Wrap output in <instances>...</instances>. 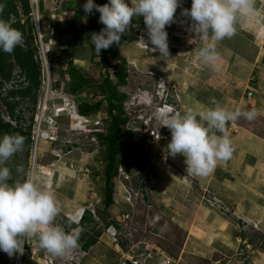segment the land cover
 I'll return each instance as SVG.
<instances>
[{
  "label": "rangeland",
  "instance_id": "rangeland-1",
  "mask_svg": "<svg viewBox=\"0 0 264 264\" xmlns=\"http://www.w3.org/2000/svg\"><path fill=\"white\" fill-rule=\"evenodd\" d=\"M58 1L61 0L51 1L49 5L54 8V12L56 11L54 15L60 19L64 16V7L62 4L58 6ZM260 1L261 0H252V3L254 2L258 4ZM257 4L254 6V11L258 9V7H261ZM254 11L248 15H238L235 27L239 26L241 29L251 31V33L255 31V35L258 36L256 42L260 44V48L263 50L264 12H258L257 14ZM96 15H94L93 23H95V28L97 30L95 29L92 33H98L100 31ZM46 16L49 15L47 14ZM176 19L179 20L174 14V22L166 27L167 33L172 32L177 28V23L175 22ZM239 23L241 25H239ZM136 28L137 25L134 29ZM186 38L189 40L186 47L188 52L192 47V42L195 44L197 50L198 47L204 46L203 41L197 39L191 31L189 32V36L185 34L181 35L180 33L179 37H176V40L174 38V42L171 44L175 47L173 48L172 46L171 48L169 46L170 51L173 52L171 55L172 60L175 61L176 58L179 56L181 57V55L186 52V50L183 51L176 47L177 45L181 46L183 43L179 41ZM84 39L85 38H83L82 41H79L78 44L72 45L74 44L72 41H62L60 38H57L56 45H53L55 54L49 58L50 67L53 73L58 72L60 74V71L62 70L61 62H64V64H66V66H64L65 68L72 65L83 73L87 83L77 95L82 100L89 103H95L97 101H100L101 103L99 110L90 115L89 120L91 119V121H89V124L91 126H89V128L91 127L90 129L94 130L95 128H92L94 127L92 125L93 121L95 119H100L102 120L101 125L103 124L102 128L104 129V132H106L105 120H107L108 117L105 111L106 103L102 99V95L98 92V85L102 82L105 75H109L112 79V83L115 84L116 79L114 76H111V71L114 70L111 68L109 74V72L106 70L104 71L99 64L98 57L93 58V60L90 58L91 50L89 45L92 43L91 37L85 39L86 41ZM138 43L140 44L138 46H140L143 51L129 46L123 47L120 45L116 46L115 51L126 61L129 59L133 60V52L137 53L139 56L138 59L136 58L133 60L134 64L127 62L125 66L127 74L126 84L124 86H118L117 90L127 93V98L123 102V111L124 116L127 117V123L123 127L134 134L133 141H135V144L130 146L129 150L131 156L136 158L137 165L127 172L130 175L129 179L131 180L132 187L136 188L139 184L142 186L143 197L139 195L138 198L134 199V197L129 198L128 193L127 196L124 195L123 184L128 185L129 182L123 175L121 177L117 175L114 178L116 181V189L114 188L113 199L118 201V203L115 204L113 214H111L109 210L112 209L115 201L112 206L105 210L104 215H100L105 195L103 173L106 158L104 146L100 143L96 145L91 138H85L81 132L77 133L74 131L73 133H69L71 130H69V123L66 118L61 119L59 122V130L62 139V142L56 145V148L61 147L59 151L53 149V147L50 146L51 144L42 134H36L34 129L31 131V137L34 138L33 143L29 146L24 144L22 149L10 157L3 165L11 170V179L8 183L11 184L25 179L26 173H34L35 181L44 190L52 192L56 197L59 212L55 217L54 224L63 227L64 230H66V228L67 230H70L72 224H75L78 221L80 214L85 210L86 206L92 205L90 210L91 213L96 214V219L93 215L91 216L88 214L89 218L83 225V233L79 236V245H84L85 241L88 240L89 236L94 234L96 230H103L102 227L104 226L99 223L100 220L102 223L107 224L109 219H118L114 220L113 223H117L116 226H114L117 229V234L119 233V236H117V242L122 245L119 247V251L121 250V252L126 253L128 250H133L132 247H134L132 253L136 255L139 254V252H143V254L145 252H150V259L144 260L146 255H144V259L139 257V259L143 261L139 264H156L157 260L159 261V264H264V212L261 214V217L263 218L254 221L255 218L241 216L240 213L242 211H239L237 208H235L236 210L234 207L227 209L217 208L214 205V199L217 198L206 191L203 196L204 198L206 197L209 205L211 207H216L220 212L230 216L237 224H239L238 230L244 233L246 239L249 240L247 242L250 243V248H247V251L244 250L245 246L241 240L238 241L236 250L230 249L226 252L224 248L217 251H213V249L210 248L212 250L210 251L209 246H206L205 241L201 243L198 240L196 241V238L188 240V236L186 237L184 229L178 226V222L175 220L174 222L172 220L170 222L166 216H163V214L156 209L155 204L152 203L151 192L148 188L149 186L152 188V184L154 183L155 185L156 183L152 181V179L160 177V172L158 171L162 169L161 167H164L167 163L174 164L176 158L167 155V144L171 139V134L167 128L162 126L161 120L155 113L156 106L161 104V101L157 98V89H160V95L164 97L167 95V99L170 103L174 104L175 102L171 101L173 100L179 105L178 96L183 93L189 95L188 90L190 87L188 88V85L183 82L176 83V77L178 74L176 77H174V75L175 73H180L182 71L172 69L171 71H167V75H164L162 74L163 71L160 69L161 64L159 61H155L153 58H147V64L142 62V53H152L146 52L149 49L147 43L143 41L141 42V40ZM62 50L64 51L63 53L61 52ZM78 54L81 56H78ZM59 56L61 58L56 60V57ZM150 56H158V54L153 53ZM78 57L83 59H80V61L77 59ZM108 57H111V55ZM158 58L161 59L160 56H158ZM82 60L85 61L82 62ZM119 61L120 58L111 59L113 64L119 63ZM170 64L171 67H175L173 66V61ZM59 77L61 78L60 84L63 82L61 86L66 90L69 77L66 73L63 76L59 75ZM161 80H165V82L159 86L158 83ZM17 82H19L18 72H14V78L12 81L3 85V92L7 93V91L11 89L9 86H13ZM39 86H41V80ZM166 87L169 88L167 89ZM161 88L164 92L161 91ZM3 96L0 95V113L5 119L8 115L5 107L6 104L1 100V97ZM16 100L18 101V98ZM16 106V113H19L28 123V118L35 113V106H33V103L30 100H23ZM141 114H143V116ZM26 121L23 123H26ZM73 128H75V126H73ZM150 132L154 133L151 134ZM37 135L39 138L36 141ZM3 136L4 135L0 134V137ZM65 141L67 144H64ZM70 144H73V147H70ZM18 168L23 169V171L18 172ZM68 179L71 181L75 180V184L76 181H79L80 185L82 183L88 185L85 193L83 195L80 194L79 197L77 196L73 203L66 201L62 194V190L60 189L63 188V185H68ZM258 183L259 186L256 187L255 190L258 191V188L261 190L259 192L264 200V181H259ZM86 191L90 192L88 196ZM149 196L151 197L149 198ZM252 200V202H260V200ZM130 202H136L137 204L135 203L136 205L132 207L129 205ZM252 211L254 213L256 212L255 209H252ZM110 216H112V218H110ZM257 220H259V222H257ZM252 221L257 223L258 228L253 226ZM192 229H196V227H190L188 228V231L195 233ZM78 230H80V226L73 231ZM210 232L213 233V231ZM111 237L112 236L109 235V233L106 235L105 232L102 239L97 238L98 240L95 245L91 246L85 254L78 250L77 257L80 254L85 258H92V262L95 264H121V262L125 261V258L115 251ZM206 239L208 241L210 240L209 234ZM34 248L37 249V255L43 256L41 259L36 257V263L45 264L49 258L47 255L50 253L46 250L40 249L35 238H29L25 241L23 255L17 254L10 258L6 253L0 251V264H19L21 258L24 259L23 264H29L30 261L28 255H31L33 251L32 249ZM53 264H63L62 257L61 260H58L56 257Z\"/></svg>",
  "mask_w": 264,
  "mask_h": 264
},
{
  "label": "clouds",
  "instance_id": "clouds-1",
  "mask_svg": "<svg viewBox=\"0 0 264 264\" xmlns=\"http://www.w3.org/2000/svg\"><path fill=\"white\" fill-rule=\"evenodd\" d=\"M177 7L178 0H130V3L126 2V0H108L103 5L94 3V0H86L82 6L85 22L87 17L92 15L93 10H95V12L99 13V23L104 26L98 33L93 32L91 35V42L98 57L101 54V50H106L113 44L120 43L121 36L132 24L133 17H142L148 41L153 46L150 50L158 52L160 57L165 59H168L170 55L168 33L165 28L174 22V14ZM3 8L4 5L0 4V12L3 11ZM253 11L252 0H191V7L189 9H182V15L190 19V28L194 36L206 42L197 51L200 61L205 65H213L217 59V43L225 38H231L235 34V24L238 15H248ZM188 19L183 18L177 24ZM57 20L58 17L55 21ZM54 22H52V26ZM135 27L133 26V28ZM135 30L139 31V28L137 27ZM22 41V33L3 19H0V51L12 54L14 49L18 45H21ZM53 54H55V50L52 52L51 57ZM111 72V76H114L113 71ZM164 82V80L159 81V86ZM20 83L23 84L21 81ZM162 88L161 91L164 92ZM166 88L168 89L169 87ZM159 91L160 89H157V98L161 101L159 106H162L166 102L172 108H168L159 114L157 113V108L155 111L161 120L162 126L167 128L171 134V139L167 144V155L172 158H175L177 155L183 156L187 172L195 176H207L214 171L218 161L226 162L231 158L233 146L226 132V124L228 122L236 121L240 118H244L249 122L257 119L255 110L241 111L237 109L235 111H228L218 105L207 109L203 113H197L190 108L183 115H180L178 114L179 111L173 106V103H170L167 99V95L165 96L166 101H164L165 97L160 95ZM6 95L7 93L3 97L6 98ZM73 95L75 97L78 96L77 94ZM78 99L80 101L81 98L78 96L76 99L79 104ZM212 103L216 104L217 102L213 99ZM172 111H174V114H171ZM78 115L89 119L91 114L82 115L78 111ZM198 116L202 117L203 122L197 118ZM63 118L65 117L61 119ZM66 119L69 123V119L67 117ZM4 120L7 121L6 119ZM95 120L92 124L94 126L92 128L95 129H90L89 132H81V134L85 138H96V141H92L97 145L99 143L97 134L104 133V129L102 128L103 124L101 125L102 120L99 119L100 123L97 125L94 123ZM89 121L91 119L88 120L87 125L91 126ZM74 131L80 133L78 132L80 131L78 127L73 128L69 133H73ZM216 133H220L221 135H217ZM59 137L54 142L47 140L51 144L50 146L58 151L61 147L56 148V145L62 142L60 130ZM24 141L25 138L20 134H6L0 137V251L6 253L10 258L17 254L23 255L25 241L29 238H35L39 248L50 253L47 256L53 257V263L56 257L58 260H61L62 257L63 264H79L83 256L79 254L77 257L78 250L85 254L91 246L95 245L98 240L97 238H101L106 232V235L109 233L112 236L113 248L117 253L121 254L122 257L131 254L134 251V247H132L133 250L130 248L131 251L128 250L126 253L121 252V250L119 251V247L122 245L117 242L119 233L117 234V229L114 227L117 223H113L114 220L118 219H109L111 222L108 221L107 224L102 223L100 220L99 223L104 226L102 227L103 230H96V232L101 231L98 232L99 235L96 238V242L87 250H84L78 244L79 232L84 229L81 220L84 216L89 218L88 214L93 215L96 219V214L91 213L90 210L92 205L86 206L85 210L80 214L78 221L72 224V230H67V228L64 230L63 227L54 224L55 217L59 212L56 197L52 192L44 190L35 181L34 173H26L25 179L11 184L8 183L11 179V170L3 165L10 157L22 149ZM69 146L73 147V144ZM17 171L20 172L23 169L18 168ZM114 188L116 189V181ZM124 195H126L125 191ZM216 200L219 201L218 198ZM114 201L115 199H113V203ZM115 203L117 204L118 202L115 201ZM221 205L223 209L230 208L226 205ZM101 210L100 212H102ZM111 214L113 213L111 212ZM78 226H80V230L73 231ZM253 226L258 228L255 222H253ZM245 241L249 240L245 238ZM145 253V259L144 257L142 259H150V252ZM38 257L39 255H37ZM124 260V263L132 264L126 258ZM20 262L23 264L24 259L21 258ZM140 262L143 261L140 259ZM53 263L47 262L45 264ZM31 264H37L36 260Z\"/></svg>",
  "mask_w": 264,
  "mask_h": 264
},
{
  "label": "crops",
  "instance_id": "crops-1",
  "mask_svg": "<svg viewBox=\"0 0 264 264\" xmlns=\"http://www.w3.org/2000/svg\"><path fill=\"white\" fill-rule=\"evenodd\" d=\"M85 2L86 0L63 1L64 16L60 19L58 17V21L66 20L68 31L58 35V39L66 41L74 36L76 30L82 29L85 31L96 14L99 24V13L95 10H93L92 15L87 17L85 22V14L82 8ZM103 2L104 0H94V3L99 5H102ZM105 2L107 3L108 0H105ZM126 2L130 3V0H126ZM185 3L190 5L191 0H185ZM256 4L253 2V6ZM257 5L261 7H258V9L260 8L259 11L256 9L254 12L257 14L258 12H264V1L261 0ZM136 25L139 31L133 28ZM190 25V19L183 20L182 23L177 24L176 29L168 32V45L171 48L173 46L171 44L174 42L173 39L176 40L180 33L189 36ZM239 25L241 24L239 23ZM129 27L121 36L123 39L121 38L122 40L118 46H129L142 50L138 46V42L141 40V42L143 41L149 45L146 52L157 53L160 56L158 52L150 50L153 46L148 41L142 17H133L132 24ZM95 29L94 27L93 31ZM82 35L80 34L79 40L74 41L72 45L82 41L85 38ZM257 37L255 31L251 33V31H246L237 26L236 32L231 38H225L217 43V59L211 66L199 61L198 50L193 42L190 51L186 50L189 42L187 38L179 41L183 43L181 46H176L177 49L186 50V52L181 57L176 58L175 61L172 60L171 55L173 52L170 49L168 59L163 57L160 59L158 56L152 57L150 56L152 54L146 53L141 55V61L146 64L147 58L159 61L161 64L160 69L164 75H167V71L172 69L182 71L175 73L174 77L178 74L176 83L183 82L190 89L188 90L189 95L183 93L178 96L179 105L176 101L171 100L175 102L173 106L179 111L178 114L183 115L190 108L197 113H203L217 105L228 111L237 109L241 111L255 110L257 113V119L253 122L240 118L236 121H230L228 125L226 124V132L232 141L233 153L228 161H218L212 173L207 176H195L188 173L185 158L177 155L174 164H165L158 171L160 177L152 179L156 182L155 185L153 183L152 188H150L151 186L148 187L151 192L149 193L152 196V203L155 204L156 209L163 216H166L170 222L171 220L173 222L174 220L177 221L178 226L184 229L188 240L196 238V241L198 240L201 243L205 241L206 246H209V249L211 248L213 251L221 248H224L226 252L230 249L236 250L238 241H242L246 236L241 235L238 230L239 224L230 216L209 205L208 200L203 196L206 191L218 198L220 204L242 211L240 214L243 217L255 218L254 221L263 218L261 214L264 212V200L259 192L261 190L259 188L258 191L255 190L259 186L258 182L264 181V49L262 50L260 44L256 42ZM203 43L205 45L206 42L203 41ZM200 48L198 47V49ZM132 54L133 60L138 59L137 53L133 52ZM60 58V56L57 57V60ZM133 60L129 59L127 62L134 64ZM172 61L175 67H171L170 63ZM174 86L176 87L175 84ZM248 92H251L252 96H248ZM213 99L217 102L216 104L212 103ZM197 118L203 122L201 116ZM216 134L221 135L220 133ZM87 186L84 183L80 185L79 181H76L75 184V180L68 179V185H63V188L60 189L66 201L73 203L77 196L79 197L80 194L85 193ZM86 194L88 196L90 192L86 191ZM252 199L260 200V202H252ZM115 204L109 210L110 213L115 210ZM252 209H255L256 212L254 213ZM190 227H196V229H192L195 233L188 231ZM210 231H213V233ZM208 234L209 241L206 239ZM211 249L210 251H212ZM28 257L29 264L34 262L30 259V254ZM41 257L39 256L38 259H41ZM92 260L89 257H81L79 264H95ZM158 262L157 260L156 264H159Z\"/></svg>",
  "mask_w": 264,
  "mask_h": 264
},
{
  "label": "trees",
  "instance_id": "trees-1",
  "mask_svg": "<svg viewBox=\"0 0 264 264\" xmlns=\"http://www.w3.org/2000/svg\"><path fill=\"white\" fill-rule=\"evenodd\" d=\"M105 3L104 0L102 5ZM0 4L4 5L3 11L0 12V19H3L13 28L19 30L24 38L23 46L18 45L12 54L0 51V92H2L4 83L11 81L14 77L13 72L16 67L19 69V75L23 76L25 80L23 84L18 82V87L9 89L6 98L1 97L2 102L6 104L7 113L10 119L15 121L16 125H13L9 121H5L0 113V134H20L25 138L24 144L29 146L33 142L31 138V122H33V116L29 117L30 123L24 128L22 125H19L22 117L19 113L15 112V109L17 107L16 105L23 100H30L32 103H35L37 90L40 85L41 71L39 61L36 57L37 47L34 45L33 24L29 15L30 4L29 0H0ZM98 25L99 30L104 27L101 23ZM67 27L68 22L66 20L55 21L53 24L55 35L58 36L63 32H67ZM94 27L95 25L91 19V23L85 31L82 29L76 30L74 36L68 39V41L77 42L79 40V35L82 32L85 39H89ZM121 38L123 39V37ZM89 46L91 50L90 58L93 60V58L98 56L95 54L93 44L91 43ZM116 46H118V44H113L108 49L101 50V54L98 57V62L104 71L106 70L109 72V68H113V75L116 79V83L114 84L112 83L111 77L105 75L102 82L98 85V92L102 95V99L106 103L105 111L108 116L107 120H105L106 132L97 134L99 143L104 146L106 158L103 173L105 195L103 198V209L102 212H100V215H104L105 210L113 204L114 178L118 174V167L124 166L125 169L131 170L137 165L136 158L131 156L129 150V147L135 144V141H133L134 134L123 127L127 123V117L124 116L123 111V102L127 98V95L126 93L117 90L118 86H124L126 84L127 74L125 66L127 62L119 56L120 54L118 52L115 51ZM79 55L80 54H78V56ZM109 55H111V57H108ZM119 58V63L113 64L111 62V59ZM77 59L83 58L78 57ZM64 66H66V64L61 62L62 70L60 71V75L63 76L64 73H67L69 77L66 90L72 94H78V92L86 85L87 80L79 69L72 65L67 66V68H64ZM17 98L18 101L16 100ZM100 104V101L89 103L81 99L78 104V111L82 115H90L99 110ZM87 219V216H84L81 220V224L84 225ZM79 233L81 236L83 232L80 231ZM240 233L241 235H244V233ZM98 235L99 233L95 232L89 236V239L85 241V244L81 245L82 249L87 250L93 245L96 242Z\"/></svg>",
  "mask_w": 264,
  "mask_h": 264
},
{
  "label": "built area",
  "instance_id": "built-area-1",
  "mask_svg": "<svg viewBox=\"0 0 264 264\" xmlns=\"http://www.w3.org/2000/svg\"><path fill=\"white\" fill-rule=\"evenodd\" d=\"M51 1L53 2L57 0H29V4H30L29 15L31 18V22L33 24L34 45L37 47L36 57L37 60L39 61L40 71H41L40 74L41 86H39L37 90L36 102L33 103V106H35V113L33 115V122H31V130L34 129L36 134H42L46 140H49V142H54L60 138L59 122L62 117L65 118L67 117L69 119L68 126H69V130L71 131L73 130V126H75V128L78 127V129L80 130L78 132H89L90 128L87 125L89 119L78 115V102L76 100V97L73 94L65 91L64 88L61 86L63 82L62 84H60L61 78L59 77V74L51 72L49 58H51V54L55 50L53 48V45L55 46L57 43L56 35L52 26V22L55 21L57 16L54 15L56 13V11L54 12V8L50 7L51 5H49ZM62 1L63 0L57 2L59 3L58 6H60V4L63 3ZM178 4L179 5L176 9L175 17L179 18V20L176 19L175 21L176 23L181 21L183 18L188 19V17L182 15V9H189L191 7V4L186 5L185 1H179ZM47 14L49 16H46ZM23 44H24V38L21 45L23 46ZM14 72H18L19 82L20 81L25 82L24 77L19 75L20 72L18 67L15 68ZM7 83L5 82L4 84ZM17 83L13 86L10 85L9 88L18 87ZM5 93L6 92H3L2 89V92L0 94L1 96L3 95L5 96ZM248 96H252V93L248 92ZM164 101H166V97L164 98ZM168 108L172 109L165 102L164 104H162V106L157 107V113L159 114ZM143 114L141 115L143 116ZM5 119L11 122L13 125H16V122L12 121L9 116H7V118ZM29 120L30 118H28V121ZM24 121L26 120L22 118L20 120L19 125H22L24 128H26L27 125L30 123V121L28 123L27 121L26 123H23ZM94 123L95 125H97L100 123V120L96 119ZM150 133L153 134L154 132H150ZM38 138L39 137L37 135L36 141L38 140ZM32 140L34 141V138H32ZM91 140L96 141V138L92 137ZM117 175H119V177L123 175L124 178L129 182L128 185L123 184V189L126 192V196L128 193L129 198L134 197V199H136L138 198L139 195L143 197L142 186L140 184L136 186V188L131 186V180L129 179L130 175L128 174L125 167L123 166L118 167ZM135 203L136 202L134 203L130 202L129 205L133 207L134 205L137 204ZM214 205L217 208L223 209V206L216 199H214ZM242 242L245 246L244 250L247 251V248H250V243L245 240ZM32 250L33 251L30 255V258L32 260H35V258L37 257V249L34 248ZM144 255H146V253L143 254V252H141L137 255L128 254L124 257L127 260H129L132 264H138L140 262L139 257L142 258L144 257ZM47 257H49L47 262L53 263V257H51L50 255ZM19 264H21V262ZM123 264L126 263L123 262Z\"/></svg>",
  "mask_w": 264,
  "mask_h": 264
},
{
  "label": "bare ground",
  "instance_id": "bare-ground-1",
  "mask_svg": "<svg viewBox=\"0 0 264 264\" xmlns=\"http://www.w3.org/2000/svg\"><path fill=\"white\" fill-rule=\"evenodd\" d=\"M172 113H174V111H172Z\"/></svg>",
  "mask_w": 264,
  "mask_h": 264
}]
</instances>
